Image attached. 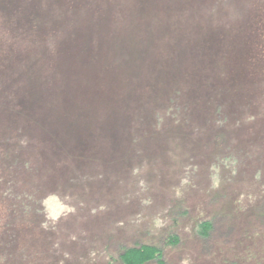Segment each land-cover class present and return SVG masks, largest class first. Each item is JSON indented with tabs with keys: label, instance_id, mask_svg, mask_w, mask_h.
I'll list each match as a JSON object with an SVG mask.
<instances>
[{
	"label": "rangeland",
	"instance_id": "rangeland-1",
	"mask_svg": "<svg viewBox=\"0 0 264 264\" xmlns=\"http://www.w3.org/2000/svg\"><path fill=\"white\" fill-rule=\"evenodd\" d=\"M139 245L264 264V0H0V264Z\"/></svg>",
	"mask_w": 264,
	"mask_h": 264
},
{
	"label": "trees",
	"instance_id": "trees-1",
	"mask_svg": "<svg viewBox=\"0 0 264 264\" xmlns=\"http://www.w3.org/2000/svg\"><path fill=\"white\" fill-rule=\"evenodd\" d=\"M210 222H202L199 224V232L203 236H207L209 230L211 229ZM170 242L176 244L179 242V237L177 235H173L170 238ZM119 259L121 264H149V263H157L163 264V255L162 251L152 245H139V246H131L122 251L119 254Z\"/></svg>",
	"mask_w": 264,
	"mask_h": 264
}]
</instances>
